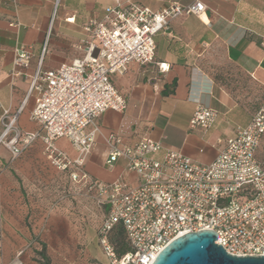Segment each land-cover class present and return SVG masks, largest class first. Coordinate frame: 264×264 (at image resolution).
I'll return each instance as SVG.
<instances>
[{
	"label": "crops",
	"instance_id": "crops-1",
	"mask_svg": "<svg viewBox=\"0 0 264 264\" xmlns=\"http://www.w3.org/2000/svg\"><path fill=\"white\" fill-rule=\"evenodd\" d=\"M194 0H0V111L15 112L23 131L38 124L30 119L35 93L27 96L31 75L42 54V70L56 68L84 54L93 42L84 25L101 20L106 8L131 3L158 10L170 3ZM203 16L183 14L155 36L154 62H131L112 82L126 100L120 112L107 109L97 119L102 133H119L132 145L142 137L160 140L200 163L210 162L222 143L239 125L247 124L264 101V0H201ZM25 46L31 58L12 76L15 48ZM156 62H165L160 71ZM200 101L216 111L207 129L189 128ZM56 146L69 156L76 152L65 138ZM106 148L100 135L86 156L84 168L95 179L108 182L123 176L137 182L124 160L105 164ZM59 173L36 139L21 154L11 157L0 145V264H78L74 233L78 227L64 209L49 208L34 197L33 186ZM68 250V253L66 252Z\"/></svg>",
	"mask_w": 264,
	"mask_h": 264
},
{
	"label": "built area",
	"instance_id": "built-area-1",
	"mask_svg": "<svg viewBox=\"0 0 264 264\" xmlns=\"http://www.w3.org/2000/svg\"><path fill=\"white\" fill-rule=\"evenodd\" d=\"M57 3V0H56ZM201 0L188 4L170 3L158 10L131 3L111 6L101 20L90 19L84 30L94 39L84 54L56 68L42 70V54L31 75L27 96L35 93L30 119L38 124L23 131L17 119L24 101L9 114L0 111V145L11 157L18 156L39 139L50 163L69 178L95 192L107 212L97 229V240L109 264H151L162 248L185 232L215 231V243L236 256L264 255V101L250 121L235 128L215 157L200 163L179 151L163 148L160 140L142 137L129 145L114 131L102 133L97 119L107 109L122 112L126 100L112 82L131 62H154L155 36L168 30L169 21L183 14L203 16ZM30 50L15 48L11 75L28 65ZM160 71L165 62H156ZM216 111L197 101L189 128L207 129ZM100 135L106 148L105 164L124 160L127 171L137 177L135 184L123 178L104 182L84 168L86 156ZM65 138L75 150L69 156L56 146ZM120 224L130 249L118 254L110 240Z\"/></svg>",
	"mask_w": 264,
	"mask_h": 264
},
{
	"label": "rangeland",
	"instance_id": "rangeland-1",
	"mask_svg": "<svg viewBox=\"0 0 264 264\" xmlns=\"http://www.w3.org/2000/svg\"><path fill=\"white\" fill-rule=\"evenodd\" d=\"M262 149L264 152V145ZM33 193L34 197L43 200L46 207L64 209L77 222L75 249H71V253L78 258V264H109L97 240V228L106 214L107 206L98 202L96 195L77 186L69 180L68 174L60 172L48 178L47 183H35Z\"/></svg>",
	"mask_w": 264,
	"mask_h": 264
},
{
	"label": "water",
	"instance_id": "water-1",
	"mask_svg": "<svg viewBox=\"0 0 264 264\" xmlns=\"http://www.w3.org/2000/svg\"><path fill=\"white\" fill-rule=\"evenodd\" d=\"M216 232L205 228L171 240L151 264H264V255L236 256L215 243Z\"/></svg>",
	"mask_w": 264,
	"mask_h": 264
},
{
	"label": "trees",
	"instance_id": "trees-1",
	"mask_svg": "<svg viewBox=\"0 0 264 264\" xmlns=\"http://www.w3.org/2000/svg\"><path fill=\"white\" fill-rule=\"evenodd\" d=\"M32 142H34V141H32ZM31 142V143H32ZM30 143V144H31ZM29 144V145H30ZM29 145H27V146H29ZM263 145H264V142L262 143V147H263ZM24 150V149H23ZM22 150V151H23ZM22 153V152H21ZM20 153V154H21ZM49 163H50V161H49ZM51 164V163H50ZM52 165V164H51ZM53 166V165H52ZM57 170V169H56ZM58 172H60V173H65V174H68V177H69V172H68V170H63V171H60V170H57ZM69 180H70V178H69ZM71 181V180H70ZM72 182V181H71ZM74 183V182H73ZM74 184H76V183H74ZM77 186H82L83 188H85L88 192H90L92 195H95V192L94 191H92V190H88L87 189V187L85 186V185H83V184H77ZM107 212V211H106ZM106 215V214H105ZM105 215L103 216V218L105 217ZM103 220V219H102ZM102 222V221H101ZM101 224V223H100ZM99 227V226H98ZM98 229V228H97ZM114 234H115V236H114ZM110 240H111V242H112V244L115 246V249H116V252L118 253V254H121V253H123V252H125V251H127V250H129L130 249V245H129V243H128V241H127V239H126V237H125V235H124V232H123V229H122V226L120 225V224H117L115 227H114V229L112 230V232H111V236H110ZM40 254H41V256L44 258V261H43V264H45V263H47V262H45V261H47V258H48V261H49V257H46V255L44 254V251L42 252V251H40L39 252Z\"/></svg>",
	"mask_w": 264,
	"mask_h": 264
}]
</instances>
